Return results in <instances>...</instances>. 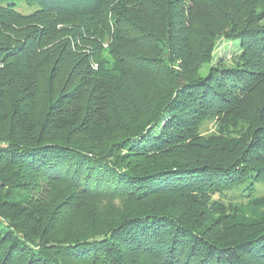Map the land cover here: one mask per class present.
Instances as JSON below:
<instances>
[{
    "label": "trees",
    "instance_id": "16d2710c",
    "mask_svg": "<svg viewBox=\"0 0 264 264\" xmlns=\"http://www.w3.org/2000/svg\"><path fill=\"white\" fill-rule=\"evenodd\" d=\"M16 1L37 10L20 15ZM179 2L0 0V31L8 37L0 41V264H67V258L87 264H264V225L222 241L202 201L240 192L250 180L264 183V102L261 123L237 136L205 139L197 133L208 112L234 105L250 85L258 69L251 54L264 62V25L236 31L248 36L242 40L250 46L245 65L210 64L209 53H193L202 40L183 37L198 29L183 21ZM107 34L122 68L115 79L99 67L102 46L92 48ZM134 47L139 55L130 51ZM193 64L205 66V74L186 72ZM160 76L166 90L153 100L152 82ZM121 81H138L145 99L140 110L129 101L137 124H118L124 132L116 135L117 119L107 113ZM40 93L41 118L32 115ZM217 98L225 104L217 107ZM257 159L260 165L253 163ZM44 181L72 187L68 197L120 192L141 203L105 231L45 237L70 202L57 209L42 203ZM163 195L179 202L153 201ZM194 204L201 208L197 214Z\"/></svg>",
    "mask_w": 264,
    "mask_h": 264
},
{
    "label": "rangeland",
    "instance_id": "374dc122",
    "mask_svg": "<svg viewBox=\"0 0 264 264\" xmlns=\"http://www.w3.org/2000/svg\"><path fill=\"white\" fill-rule=\"evenodd\" d=\"M211 1L210 3L208 0H180V8L184 10L181 14L184 18L183 21H188L190 29H198L196 35L188 32V35L183 37L190 40L199 37V40L202 41L197 50H194L193 53L194 55L203 53L206 55V53H209V58L211 60L210 64L214 63L227 67L237 64H241L242 66L245 65L243 63L245 59L249 57L248 49L250 46H246L247 48L244 45L242 46V40L243 43H246L248 36L239 34L236 31L238 28L245 26L251 27V32H255L256 29L262 28L264 25L263 0ZM15 5L20 15L33 14L37 10L35 6L26 5V2L21 3L16 1ZM181 15L179 17H181ZM179 19H177V23L183 22ZM104 38L106 37H103V39ZM0 41H8V37L4 36L1 31ZM104 41L101 39V43L98 38L92 48L97 43V48H101L102 46L101 52L98 56L96 55L98 62H100L99 67L104 68L107 73L115 79L114 77H118L119 71L122 69L119 66L120 63L118 60L115 61L111 54L115 42H111V38L108 34L107 41ZM262 43H264V41ZM150 45L155 47L154 44ZM122 48L123 50L129 49V47ZM130 51L133 53L136 52L138 55L140 53L135 47L130 49ZM176 51L177 50H175V54L177 55ZM78 53V58L83 57L81 50L78 51ZM242 55L244 58L240 59ZM121 56L124 55L122 54ZM251 61H257L258 69L253 71L254 78H249L251 79V81H249L250 85L245 88L243 94L238 95L239 100H237L234 105L222 108V110L218 112H208L206 118L202 120L198 127L197 133L199 136L205 139L214 136L234 137L248 130L250 125L261 123L258 108L261 106V103L264 102V65H262L264 62L259 55L255 54H251ZM96 66V64L93 65L95 68ZM204 67L205 66L201 67L200 65L197 68V65L193 64L192 68L187 69L186 72L190 73L195 69V71L205 74L206 68ZM179 69L183 70L184 68L179 67ZM137 77L140 76L137 75ZM166 81L167 79L165 77L160 76L159 80L155 79V82H152L153 86L150 92L153 100H158L166 90ZM118 83L122 85V88L119 92H116L114 110L113 107H111L107 116L112 119H117L115 126L118 131L115 134L122 135L124 130H120L118 124L125 125V122L131 120L133 122L136 119V114L130 113L128 110L130 106L129 101L132 99L131 101H134L135 105L138 104L137 110H140L142 106L139 103L144 101L145 96L138 81H124L125 84H122L123 81ZM149 84H151V82H149ZM72 86L73 85H67L65 88H71ZM130 88H132V92ZM228 88L232 87L227 86L225 90ZM147 89L150 90V85ZM37 98L38 102L35 105L32 115L40 117L41 111H43L42 107L45 103L43 102L44 98L41 93ZM206 100L207 102H211V97H207ZM225 100L226 99L223 98H217L212 103H215V105L220 103L217 105L218 107L224 105ZM257 117L259 118L258 120ZM136 122L137 121H134V124H137ZM2 135H4V133H2ZM192 153L194 152H188V156ZM253 163L257 165L261 164L258 159L257 162ZM262 163L264 164V158ZM261 178L264 181V170ZM42 186H45V189L42 190L43 192L41 191L42 194H44L42 203L45 205L48 203V206H54V209H57L56 207H59L62 201L67 200L70 202V205L66 206L64 210H60V212L52 218V224L48 226L45 237H50V235H54V233L58 236H64L66 234L77 235L81 233H90L91 231H105L114 224L116 220H119L122 214L132 210L135 205L141 203H136L137 201L135 202V200L125 196L123 193L120 194V192L106 191L104 193L93 194L88 192L84 195L75 193L73 197H68L67 194L72 191V187L70 186L55 182L49 183L47 181H44ZM245 188L242 186L240 192L236 193L224 191L221 194H214L213 197L210 195L209 198H204L202 200L203 203L205 202L207 206H209V210L205 208L204 213L214 220L212 225L213 233L221 238L222 241H236L247 233H250L256 225H264V183H253L252 180H250V182L247 181ZM171 197L163 195L154 198L153 201L163 205H177L179 201H176L177 198H174L176 196ZM52 198L53 201H50ZM194 205L193 211L197 214L201 208L196 204ZM183 212L185 213V211ZM187 213L188 212H186V214ZM196 218L203 220L198 216H196ZM225 221L229 222L223 225ZM207 222H210V220L207 219ZM64 260H66L67 264H87L69 258ZM254 263L256 264V262Z\"/></svg>",
    "mask_w": 264,
    "mask_h": 264
}]
</instances>
